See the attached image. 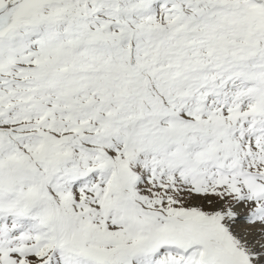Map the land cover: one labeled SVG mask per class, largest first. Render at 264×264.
Listing matches in <instances>:
<instances>
[{
    "label": "snow or ice",
    "instance_id": "obj_1",
    "mask_svg": "<svg viewBox=\"0 0 264 264\" xmlns=\"http://www.w3.org/2000/svg\"><path fill=\"white\" fill-rule=\"evenodd\" d=\"M0 264H264V0H0Z\"/></svg>",
    "mask_w": 264,
    "mask_h": 264
}]
</instances>
